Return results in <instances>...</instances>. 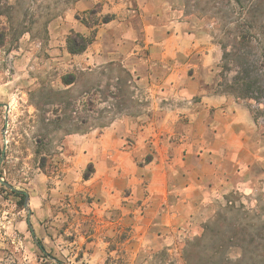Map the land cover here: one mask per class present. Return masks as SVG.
Wrapping results in <instances>:
<instances>
[{"label": "rangeland", "instance_id": "rangeland-1", "mask_svg": "<svg viewBox=\"0 0 264 264\" xmlns=\"http://www.w3.org/2000/svg\"><path fill=\"white\" fill-rule=\"evenodd\" d=\"M0 13V174L15 188L0 183V264H186L204 231L232 245L226 260L264 264V89L243 98L234 78L257 60L264 79V0ZM74 33L92 38L81 53Z\"/></svg>", "mask_w": 264, "mask_h": 264}, {"label": "trees", "instance_id": "trees-1", "mask_svg": "<svg viewBox=\"0 0 264 264\" xmlns=\"http://www.w3.org/2000/svg\"><path fill=\"white\" fill-rule=\"evenodd\" d=\"M3 13V12H2ZM0 13V15L2 14ZM233 38L231 44V51L235 58H237L242 50H244V55H247V47L251 41L248 40L244 32H239ZM6 31L3 27L0 28V47L3 46L6 42ZM92 42V38L85 37L81 34L74 33L67 38L68 50L72 54L83 52L87 46ZM240 60V58H238ZM257 60L241 62V67L239 72L234 77L236 78L235 82L238 80L239 88L237 89L238 95L243 98H257L255 96L258 91H263L264 89V79L258 76H254L253 71ZM264 63V62H263ZM237 230V229H236ZM238 231V230H237ZM237 231L232 230V233L235 234ZM233 236L229 238L232 240ZM228 240V241H229ZM202 243L203 246L201 245ZM188 247H186V264H234V262L226 260V248H230L232 245H229L228 242L225 243L220 239H215L213 242H208L206 238V231L198 237L192 238L188 241ZM198 246H202L204 249H198ZM230 246V247H229ZM245 252V249L243 250ZM228 257V256H227ZM238 263V260L236 261ZM235 262V263H236Z\"/></svg>", "mask_w": 264, "mask_h": 264}, {"label": "water", "instance_id": "water-1", "mask_svg": "<svg viewBox=\"0 0 264 264\" xmlns=\"http://www.w3.org/2000/svg\"><path fill=\"white\" fill-rule=\"evenodd\" d=\"M7 108H8V106H7ZM7 122H8V120H7V114H6V120H5L6 125H7ZM4 154H5V150H3V152H2V156H4ZM0 183L3 184V185H5V186H7L11 190H15L14 186L12 184H10L8 181L4 180L2 178V176H1V174H0ZM26 198H28V195L27 194H26ZM25 207H28V204L27 203H25Z\"/></svg>", "mask_w": 264, "mask_h": 264}]
</instances>
